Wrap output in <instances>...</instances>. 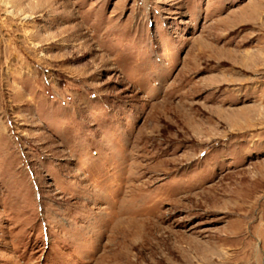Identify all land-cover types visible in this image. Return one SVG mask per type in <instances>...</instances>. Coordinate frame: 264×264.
<instances>
[{
    "label": "rangeland",
    "instance_id": "obj_1",
    "mask_svg": "<svg viewBox=\"0 0 264 264\" xmlns=\"http://www.w3.org/2000/svg\"><path fill=\"white\" fill-rule=\"evenodd\" d=\"M0 264H264V0H0Z\"/></svg>",
    "mask_w": 264,
    "mask_h": 264
}]
</instances>
